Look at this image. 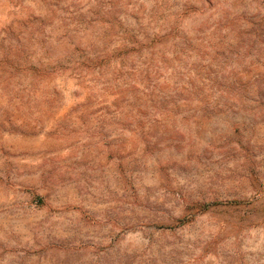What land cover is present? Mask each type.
Instances as JSON below:
<instances>
[{
  "label": "rangeland",
  "instance_id": "1",
  "mask_svg": "<svg viewBox=\"0 0 264 264\" xmlns=\"http://www.w3.org/2000/svg\"><path fill=\"white\" fill-rule=\"evenodd\" d=\"M0 264H264V0H0Z\"/></svg>",
  "mask_w": 264,
  "mask_h": 264
}]
</instances>
